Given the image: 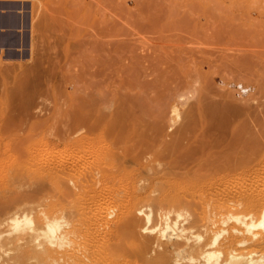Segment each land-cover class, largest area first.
<instances>
[{
	"label": "rangeland",
	"instance_id": "rangeland-1",
	"mask_svg": "<svg viewBox=\"0 0 264 264\" xmlns=\"http://www.w3.org/2000/svg\"><path fill=\"white\" fill-rule=\"evenodd\" d=\"M0 7L13 14L14 21H20V25L14 27V52H8L4 47L0 49V231L3 233L0 241H4L5 250L0 261L4 257L10 258L16 251L12 234L6 232L9 225H3L4 218L14 211V207L20 205L23 208L24 205L23 210L28 207L26 213L33 215L35 206L43 205L44 208L46 203L54 201L71 203L75 198L82 203L85 198L60 194L53 184L58 180L63 184L61 187H65V175L56 169L58 167L53 168L54 160H60L58 153L64 147H77L78 134L74 131L79 121L78 102L80 96H87V93L80 95L84 87L82 82L88 85L86 91L93 94L91 85L94 83H91L90 75L81 73L83 64L87 70L94 68L97 72L92 78L97 81L93 88L94 95H102L99 96L101 107H97L96 112L92 109L101 117L100 129L97 128L98 133L95 131L97 135L94 133L93 136L99 141L101 161L107 160L110 164L105 163L107 168L116 167L118 161V153L114 151L119 149V137L114 134L119 133L120 127L125 130L135 125L134 129H141V126L147 128V123L152 126L156 122L164 133H169L193 112L197 119L202 115L201 120L235 124L247 122L253 116L257 119L264 111V36L260 39L257 36L256 41L250 33L244 32L248 26L239 18L234 16L233 24L230 19V22L225 19L243 10H260L262 16L253 21L256 20V27L264 28V0H0ZM49 11L56 12L53 15L59 18L54 20V26L51 20L55 17L48 15ZM219 13L225 15L224 21L204 19V16ZM61 17L62 28H59L56 20ZM14 21L7 25H13ZM36 23L40 26L37 24L32 29ZM0 37L4 44L13 40L10 35ZM93 44H99L105 50L89 52L87 49ZM171 67L178 70L177 75H184L185 70L186 75L188 72L197 77L193 78L190 87H180L179 91L174 89ZM80 75L87 80L82 77L81 82ZM198 100L202 103L205 100L204 105L208 103V106L211 102L219 105L208 109L200 107L199 114V107H195L196 110L193 107V102ZM173 105L176 115L173 124L168 126ZM158 107L162 111H158ZM217 108L218 112L214 111L216 114L212 118V109ZM219 111L224 113L218 117L221 121L217 119ZM252 111L259 115L255 116ZM112 123L116 126L124 123L126 127L117 126L118 132L112 134ZM107 125L111 130H107ZM66 131L74 134L62 141L59 138ZM48 151H52V155L55 152V156ZM151 162V166L157 168L162 159ZM65 170H62L63 174L69 169ZM73 170L65 177L72 172L74 177L77 176L78 170ZM40 180L44 190L38 189Z\"/></svg>",
	"mask_w": 264,
	"mask_h": 264
},
{
	"label": "bare ground",
	"instance_id": "bare-ground-1",
	"mask_svg": "<svg viewBox=\"0 0 264 264\" xmlns=\"http://www.w3.org/2000/svg\"><path fill=\"white\" fill-rule=\"evenodd\" d=\"M53 13L56 12L48 15L55 17L51 20L54 26V20L59 18ZM262 14L260 10H243L225 19L232 22L234 16L239 18L240 22L248 26L246 31L240 32L250 33L257 41L263 38L264 28L256 27L257 22L253 20L259 19ZM209 15L204 16V19L219 22L223 20L224 14ZM9 18L14 21L13 14L3 11L0 25L12 24ZM61 19L56 20L59 25ZM19 22L14 21V27H18ZM62 22L65 23V20ZM60 26L57 27L62 28ZM87 50L98 52L105 48L93 44ZM170 69L175 76H181L175 78L171 74L175 79L174 89L190 87L195 80L193 78L197 77L188 72L186 75L185 70L184 75H177L178 70L175 71L173 67ZM81 73L90 75L89 79L94 85H91L93 94L87 92L88 85L82 82L87 77L80 75L81 86H84L80 95L87 93L89 100L84 94L78 102L79 121L74 131L78 134L75 140L77 150L70 146V149L64 147L66 149H61L57 155L60 160L53 162V168L58 167L56 169L61 170L63 176L73 168L79 173L76 171L78 175L74 177L72 172L74 178L72 175L67 178L64 176L63 188L57 179L53 184L60 194L72 197L82 195L85 198L82 197V203H78V198L71 203L48 202L44 208L39 204V208L35 206L37 209L33 215L31 213L32 216L26 213L28 207L26 211L23 210L24 205L23 208L19 205L23 211L18 206L14 207V211L4 218L3 225H9L6 232L10 236L12 234L16 251L8 259L4 257L5 261L1 259L0 264H264V111L257 114L259 117L257 112L252 111L257 119L254 116L248 119L250 115H246L247 122L234 121L235 124L218 118L221 108L216 115L220 123L210 119L201 120L202 115L198 116V120L193 117V112L191 119L187 118L190 120L180 122L169 133H164V129L156 122L152 126L147 123V128L140 124L141 127H138L141 129H134L133 125L132 131L128 123L129 129L121 130L120 127L119 133L114 134L119 137V149L114 151L118 153V161L115 162L116 167L107 168V160L104 162L100 159L102 152L98 150L99 141L93 136L99 128L101 117L94 114L95 109L101 107V94L94 95L97 81L92 79L97 72L94 68L87 70L83 64ZM88 94H91V99ZM201 100L193 102L195 110V107H199V114L200 107L208 109L219 105H214V102H211L212 106H208V103L204 105L205 100L204 103ZM172 107L168 126L173 124L176 115V108L174 105ZM213 109L212 113L218 112V108ZM250 120L253 122L250 123ZM117 126L114 125L112 131L109 128V131L113 134ZM71 133L66 131L59 139H70V135L74 134ZM159 158L162 159L161 166L153 168L151 161ZM65 169L69 170L63 174L62 170ZM40 187L38 189L44 188L42 183ZM2 234L0 231V237ZM3 243L0 241V258L2 251H5Z\"/></svg>",
	"mask_w": 264,
	"mask_h": 264
},
{
	"label": "crops",
	"instance_id": "crops-1",
	"mask_svg": "<svg viewBox=\"0 0 264 264\" xmlns=\"http://www.w3.org/2000/svg\"><path fill=\"white\" fill-rule=\"evenodd\" d=\"M3 11L5 12V8L0 7V14L3 13ZM13 13H14V9H13ZM0 26H1L0 35H10L12 37L11 39H13L10 43L7 44H4L3 41H1V43H3L2 47H4V49L8 52L10 51L14 52V24L10 26L8 25H3V26L0 25Z\"/></svg>",
	"mask_w": 264,
	"mask_h": 264
}]
</instances>
